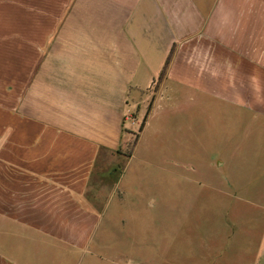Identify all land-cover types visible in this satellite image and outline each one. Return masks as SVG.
I'll list each match as a JSON object with an SVG mask.
<instances>
[{
	"label": "crops",
	"instance_id": "1",
	"mask_svg": "<svg viewBox=\"0 0 264 264\" xmlns=\"http://www.w3.org/2000/svg\"><path fill=\"white\" fill-rule=\"evenodd\" d=\"M152 100L137 143L191 102L264 127V0H0V264H49L48 243L59 264L96 258L92 180ZM247 199L260 233L232 264H264V198Z\"/></svg>",
	"mask_w": 264,
	"mask_h": 264
},
{
	"label": "rangeland",
	"instance_id": "2",
	"mask_svg": "<svg viewBox=\"0 0 264 264\" xmlns=\"http://www.w3.org/2000/svg\"><path fill=\"white\" fill-rule=\"evenodd\" d=\"M223 106L164 110L145 139L137 143L143 120L110 167L101 161L93 205L109 201V210L95 233L96 258L83 264H232L256 243L248 233L257 211L247 198H264V179L249 177L264 163L263 119ZM117 185L120 194L106 193ZM46 248L49 264L65 259L60 246Z\"/></svg>",
	"mask_w": 264,
	"mask_h": 264
},
{
	"label": "trees",
	"instance_id": "3",
	"mask_svg": "<svg viewBox=\"0 0 264 264\" xmlns=\"http://www.w3.org/2000/svg\"><path fill=\"white\" fill-rule=\"evenodd\" d=\"M151 109H152V103H151L150 106H149L148 112H147V114H146V116H145V119H144V122H143V124H142V126H141V131H142L144 125H145V122H146V120H147V118H148V115H149Z\"/></svg>",
	"mask_w": 264,
	"mask_h": 264
}]
</instances>
